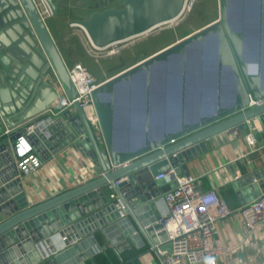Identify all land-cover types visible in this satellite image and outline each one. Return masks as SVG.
<instances>
[{"label": "water", "instance_id": "1", "mask_svg": "<svg viewBox=\"0 0 264 264\" xmlns=\"http://www.w3.org/2000/svg\"><path fill=\"white\" fill-rule=\"evenodd\" d=\"M44 1L54 16L56 3ZM187 1L124 0L120 8L96 11L68 24L82 30L94 48L102 49L151 34L176 21L184 13ZM258 2L260 4L261 0ZM227 4L228 0H218L216 20L98 85L91 93L101 134V141H98L77 102L74 103L76 114L64 111L51 118L44 113L59 97L47 81L50 73L68 97H75L64 57L34 0H0V264H76L96 254L100 246L96 243L94 231H100L103 224L117 220L109 198V186L121 198L127 221L130 215L149 244L153 246L164 241L166 235L157 223L159 215L150 221H141L142 225L135 219V214L141 212L140 209L136 211L137 208L154 207L156 196L176 185V181L165 183L162 179H153L171 169H175L177 174H188L181 162L190 149H203L205 141L214 135L229 130L241 132L247 122L254 119L264 127L262 21L259 16L255 37L257 58L252 66V60L244 54L245 34L229 23ZM208 37L214 40L215 88L211 90L214 93L209 99L212 103L210 111L192 119L186 118L182 70L176 86L173 112L169 115L165 111V102L160 104L162 112L157 114L152 108L155 102L151 87L154 66L166 65L169 56H177L184 67L188 46ZM33 64L39 70L34 77L37 81L30 95L31 106L22 110L16 124L9 127L7 115L14 113L16 108L21 110L20 106L27 98L23 90L27 91L32 85L31 81H26L24 74L31 70ZM18 67L22 68L20 73L17 72ZM222 70L229 73L232 81L231 97L227 102L222 100L221 95ZM20 82L25 86H21ZM40 120H47V127L42 131L35 128L32 134L26 135V128L38 125ZM118 123L122 125L119 129ZM168 123L174 126L166 128ZM3 126L17 129L3 135ZM154 128L158 132L153 133L151 130ZM119 133V141L128 142L126 148L117 146ZM19 136H24L32 150L43 159L48 155L46 149L56 154L76 143L83 154L94 161L100 175L32 206H28L21 196L9 200V195H6L8 188L14 183L21 187L15 162V141ZM131 143L136 144L131 146ZM260 172L264 175V170ZM252 176L255 180L260 178L258 173L251 172L244 178H236L232 182L233 188L237 191L240 185H250ZM119 180L122 181L115 187L114 183ZM262 191L264 184L260 187L253 184L246 202ZM246 202L241 200L240 203L244 205ZM143 216L147 217L146 214ZM123 234L128 235V231H123ZM87 235L91 238L81 242L80 239ZM56 236L62 237L67 249L56 252L52 243ZM85 245H90L91 250L83 252ZM44 248H47L48 254H45Z\"/></svg>", "mask_w": 264, "mask_h": 264}, {"label": "crops", "instance_id": "2", "mask_svg": "<svg viewBox=\"0 0 264 264\" xmlns=\"http://www.w3.org/2000/svg\"><path fill=\"white\" fill-rule=\"evenodd\" d=\"M49 14L48 11L45 16ZM50 27V25H47L53 39L61 38L66 30L53 27L50 30ZM71 30L77 31L74 27ZM31 70L24 74L26 81L32 83L27 91L23 90L27 98L20 106L21 110L16 108L14 113L10 112L7 115L6 119H8L9 127L16 124L18 115L22 110L31 106L30 95L33 92L35 81H37L34 77H36L39 68L33 64ZM21 71L22 68L18 67L17 72L20 73ZM47 81L58 93L56 78L49 74ZM20 83L21 86H25L22 82ZM67 111L76 114L74 107ZM250 123L253 124V121ZM250 123L246 124L241 132L229 130L208 138L203 149L201 147L190 149V153H187V157L181 162L188 174L197 178L196 188L198 191L215 190L226 201L228 207L232 209L240 208L242 206L241 200L246 202L249 199V191H251L253 184H257L258 187L264 184V175L260 172V170H264V127L259 121L253 124L255 126V142L250 145L245 139L246 132L252 126ZM6 128L8 127L3 126V131ZM33 152L39 157L40 165L30 175L20 176V188L15 183L10 186V189L8 188L6 195H9V200L21 196L28 206H32L87 183L100 175L94 161L84 155L76 143L64 147L56 154H52L46 149L48 155L45 159L35 151ZM251 172L258 173L260 178L255 180L252 176L250 185H240L236 191L232 186V182L236 178L246 177ZM157 188L160 189V186H157ZM105 194L108 196L106 192ZM160 196H156V198ZM139 209L141 212L135 214V219L141 225L142 222L150 221L155 218V215H160L162 212V206L159 203H154V207L149 205L146 209L143 207L137 208L136 211ZM143 214H146L147 217H144ZM128 221L127 218H118L115 222L103 224L102 231H94L100 251L84 260V262L86 264H162L161 257L149 244L130 215H128ZM217 228L216 239L220 245L223 248H232L219 257L218 264H264V224L250 234L245 235L238 216L223 219L218 222ZM123 231H128V235L123 234ZM72 233H70L71 236ZM90 238L91 235H87L80 241L89 240ZM63 241L61 236L52 239L55 248H61L59 251L68 248ZM44 250L47 252V248H44ZM90 250V245H85L83 252Z\"/></svg>", "mask_w": 264, "mask_h": 264}, {"label": "built area", "instance_id": "3", "mask_svg": "<svg viewBox=\"0 0 264 264\" xmlns=\"http://www.w3.org/2000/svg\"><path fill=\"white\" fill-rule=\"evenodd\" d=\"M122 44L116 43L104 49H97L90 45L99 52L109 51L107 56H110L119 52ZM67 72L75 89V97H68L57 81L56 87L59 89V97L48 106L44 113L51 118L57 117L64 111L72 109L74 103L77 102L98 137L100 129L92 104L91 93L100 83L81 63L67 66ZM47 120H49V117ZM47 120H40L36 126H28L25 134H32L35 128H39L41 131L44 130L47 127ZM251 121L254 124L258 120ZM251 121H248L247 124ZM253 124L245 134V139L250 145L255 142V126ZM16 129L17 127L6 128L3 135H8ZM15 147V162L19 175L26 176L36 171L40 165V159L33 152L24 136H19L16 139ZM161 179L165 183L176 181L173 188L168 189L160 197L154 199V203H159L162 206V212L157 223L166 235L164 241H159L153 245V248L161 257L162 264H218L219 257L232 249L230 247L223 248L216 239L218 222L228 217L239 216L245 235L250 234L264 224V191L240 208L232 209L228 207L226 201L215 190L198 191L196 188L197 178L190 174H177L175 169H171L165 174L156 176L153 180L159 181ZM121 181H116L114 186L117 187ZM109 189V198H111V204L117 213V219L127 217L121 198L112 186H109ZM166 245H168V248H165ZM60 249H56V252H59ZM45 254H48V252H45ZM76 264L86 263L83 260Z\"/></svg>", "mask_w": 264, "mask_h": 264}, {"label": "rangeland", "instance_id": "4", "mask_svg": "<svg viewBox=\"0 0 264 264\" xmlns=\"http://www.w3.org/2000/svg\"><path fill=\"white\" fill-rule=\"evenodd\" d=\"M189 4L191 9L185 11L177 21L162 26L151 34L123 43L120 51L110 56H107L109 51L99 52L93 49L82 30L77 28V31H73L71 28L66 29L61 23L63 18L55 19V17L45 16V21L47 25L51 26L50 30L52 27L59 30L66 29L61 38L54 39L66 65L81 63L96 81L101 83L218 18V0H189ZM227 12L231 25L239 27L245 34L244 54L252 60V66L255 64L253 61L257 58L255 37L257 18L260 16L262 21L261 67L264 73V0H261L260 4L258 0H228ZM213 48V38H205L194 48H191L189 55H186L184 67L181 61L179 63L178 60H167L168 65H157L154 68L153 71L156 72L154 73L155 90L153 98L156 111L160 110V104L169 101L172 97L176 98V86L182 70L186 87V100L191 105L188 110L194 113L200 109L212 107L209 99L210 95L214 93L211 90L215 88ZM50 75L52 74L50 73ZM221 83L222 98L225 101L229 100L232 81L226 70L221 71ZM172 112L173 110H170L169 115ZM98 141H101V134L98 136Z\"/></svg>", "mask_w": 264, "mask_h": 264}, {"label": "flooded vegetation", "instance_id": "5", "mask_svg": "<svg viewBox=\"0 0 264 264\" xmlns=\"http://www.w3.org/2000/svg\"><path fill=\"white\" fill-rule=\"evenodd\" d=\"M34 1L39 8V5L41 4L40 1ZM123 1L124 0H52V2L57 5L55 9L56 13L53 16L50 12L46 17H55V19L63 18V21L61 22L62 25L65 26L66 29L73 28L68 24L72 20L110 7L120 8L122 7Z\"/></svg>", "mask_w": 264, "mask_h": 264}, {"label": "bare ground", "instance_id": "6", "mask_svg": "<svg viewBox=\"0 0 264 264\" xmlns=\"http://www.w3.org/2000/svg\"><path fill=\"white\" fill-rule=\"evenodd\" d=\"M40 1V5H39V8H41L42 9V11H41V9L39 10L40 11V14L44 17L45 16V14H48V11H49V7H48V5L46 4V2L44 1V0H39ZM191 9V5L189 4V0L187 1V3H186V6H185V9H184V12L185 11H187V10H190ZM50 12V11H49ZM183 15V14H182ZM182 17V16H181ZM180 17V18H181ZM179 18V19H180ZM178 20V19H177ZM176 20V21H177ZM229 21V20H228ZM175 22V21H174ZM173 23V22H172ZM230 23V22H229ZM171 24V23H170ZM231 24V23H230ZM232 26V25H231ZM233 27V26H232ZM234 28V27H233ZM235 28H239V27H235ZM87 37V36H86ZM197 44H199V43H195V44H191L190 46H188V49H187V56L189 55V52H190V50H191V48H194V46L195 45H197ZM248 57V56H247ZM167 60H179L178 59V57L177 56H169L168 57V59ZM37 62L38 63H40V61L39 60H37ZM167 62V64L166 65H168V61H166ZM160 65V64H159ZM165 65V66H166ZM157 65H155L154 66V68L156 67ZM154 68H153V70H154ZM175 68V67H174ZM152 70V85H151V87H152V93H154V90H155V82H154V73L156 72V71H153ZM159 70V69H158ZM175 70V69H174ZM158 76V75H157ZM164 81V80H163ZM185 92H186V87H185ZM187 97H186V95H185V116H186V118L187 119H192V118H194L195 116H197V115H199V114H201V113H206V112H208V111H210V109L211 108H208V109H204V110H198L197 112H192V111H189L188 110V108H190L191 107V105L187 102ZM222 100H223V98H222ZM224 102H227V100L225 101V100H223ZM175 97H172L169 101H167L166 102V107H165V111L166 112H170V110H174V107H175ZM154 106H155V104H154ZM153 108V110L158 114L159 112H162L161 111V109L160 110H158V111H156L155 109H154V107H152ZM157 119H155V121H156ZM122 125H120L119 123H118V129L121 127ZM172 126H174V124L172 125V123H168L167 124V127L166 128H169V127H172ZM131 127V126H130ZM130 127H128L129 129H131V130H133L132 128H130ZM123 128V127H122ZM121 130V129H120ZM153 133L154 132H158L157 131V129L156 128H154V129H152L151 130ZM161 131V130H160ZM120 132V131H119ZM132 132V131H131ZM120 136H121V134L119 133V135H118V141H117V146L118 147H122V148H126L127 146H128V142H126V143H123L122 142V140H120L119 141V139H120ZM136 143H131V146H134Z\"/></svg>", "mask_w": 264, "mask_h": 264}]
</instances>
